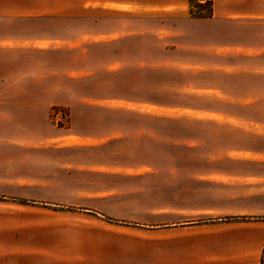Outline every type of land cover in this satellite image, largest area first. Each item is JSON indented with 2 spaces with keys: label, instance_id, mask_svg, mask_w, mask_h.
I'll use <instances>...</instances> for the list:
<instances>
[{
  "label": "rangeland",
  "instance_id": "1",
  "mask_svg": "<svg viewBox=\"0 0 264 264\" xmlns=\"http://www.w3.org/2000/svg\"><path fill=\"white\" fill-rule=\"evenodd\" d=\"M193 9L197 11L191 6V16ZM176 23L181 22L172 15H119L97 20L92 27L101 31H82L87 26L76 25L75 77L87 79L74 83L69 109L50 106V122L67 127L72 120L80 133L90 125L98 129L100 114L82 103L114 93V79L102 78L110 67L139 72L138 80H123L128 83L123 90L132 94L145 82L142 73L154 66L156 97L173 101V107H194L195 94L202 91L185 78L194 69L186 71L182 65V32L163 30ZM118 27L124 30H110ZM108 41L118 47H102ZM159 72L168 78L163 80ZM236 93L232 105L216 106L232 110L219 113L141 111L154 117V139H165V144H156L154 159L121 161L127 167H92L91 159L101 162L103 153L75 150L74 159H68L75 163L70 177L62 172L71 166L57 164L66 161L62 155L31 153L25 208L4 205L0 227L20 224L25 230L28 264H194L197 255L210 252L215 235L242 230L220 220L264 213V95ZM129 106L123 105L137 107ZM196 120L222 126L220 139L209 146L196 144ZM149 127L134 126L129 136L146 139L149 134L152 139Z\"/></svg>",
  "mask_w": 264,
  "mask_h": 264
},
{
  "label": "crops",
  "instance_id": "2",
  "mask_svg": "<svg viewBox=\"0 0 264 264\" xmlns=\"http://www.w3.org/2000/svg\"><path fill=\"white\" fill-rule=\"evenodd\" d=\"M211 1L212 14L199 17L190 15L189 0H0V214L4 205L25 208L31 153L62 155L66 161L57 164L63 168L65 163L70 165L71 170L62 172L70 177L75 174V163L68 159H74L75 150L103 153L101 162L93 163L95 157L90 160L92 167L123 168L127 167L123 160L154 159L156 144H165V139H154V117L141 111L219 113L232 110L216 106L235 103L232 97L236 91L264 95V0ZM119 15L178 17L181 23L163 30L182 32V65L186 71L194 69V74L185 78L193 79L195 89L202 91L195 94L196 105L173 107V101L158 99L154 66L142 73L145 82L132 94V90H123L128 87L123 80H138L139 72L110 67L102 78L114 79V93L94 95L82 103L88 111L100 114L102 125L98 129L90 125L85 133H80L72 120L67 127L53 125L50 106H73L74 83L87 79L75 77L76 25L87 26L82 31H101L92 27L97 20ZM110 30L121 32L124 28ZM109 42L102 47L118 44ZM114 55L117 63L119 55ZM157 76L168 78L165 72ZM255 89L257 94L252 92ZM149 125L152 139L149 134L146 139L129 136L134 126L148 131ZM222 128L210 120H196V144L209 146L220 139ZM247 214L220 220L221 225L242 230L215 235L209 242L210 252L197 255L194 264H264V213ZM25 237L20 224L12 229L0 227V264H28Z\"/></svg>",
  "mask_w": 264,
  "mask_h": 264
},
{
  "label": "trees",
  "instance_id": "3",
  "mask_svg": "<svg viewBox=\"0 0 264 264\" xmlns=\"http://www.w3.org/2000/svg\"><path fill=\"white\" fill-rule=\"evenodd\" d=\"M192 8H196L197 11L192 10L194 16H210L212 14V1L206 0L202 3L199 0H189ZM194 11V12H193Z\"/></svg>",
  "mask_w": 264,
  "mask_h": 264
}]
</instances>
